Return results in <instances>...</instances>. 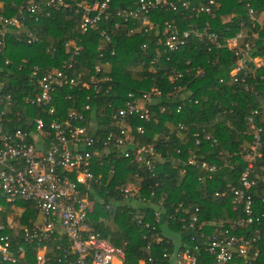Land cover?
<instances>
[{
  "label": "built area",
  "instance_id": "2783aa9c",
  "mask_svg": "<svg viewBox=\"0 0 264 264\" xmlns=\"http://www.w3.org/2000/svg\"><path fill=\"white\" fill-rule=\"evenodd\" d=\"M24 5L20 6L19 14L6 16L0 3V61L5 46L3 38L9 28L19 29L24 25V17L21 15L23 8L37 19L44 14L45 8L72 7L73 12L79 16L80 32H96V48L103 55L106 45L111 54L115 53V44L105 29L110 19L115 29L130 35L141 32L149 36L151 29L157 25L150 19L151 11L188 8L190 1L137 0L131 7L120 9H113L111 0L93 3L86 0H26ZM216 5L215 0H208L193 6L192 10L198 16L204 12L211 13ZM249 12L252 13V9ZM161 36L155 46L162 44L168 52L178 50L192 36L203 40L208 50L226 47L236 57L235 68L230 73L232 76L245 70L250 62L256 66L264 65V57L253 56L248 42H239L244 36L241 32L224 37L197 26L178 28L174 21H165L162 23ZM37 39L32 31L26 33L28 43ZM148 44L149 42L144 43L143 47L149 48ZM65 47L69 56L62 67H53L43 73H39L38 67H33L30 78L32 89L19 97L27 107H34L38 113H22L15 109L12 93L0 90V211L10 205L18 214L10 217L6 223H0V264H29L30 252L33 254V264H124V247L127 243L123 241V246L112 244L102 236L95 224L103 221L99 215L100 210L109 211L111 216H115L123 210L122 206L136 207L135 202L144 200L142 187L140 184L130 183L112 187L116 197L120 196L121 199H115L110 188L103 189L113 200L104 202L100 196L104 185L102 174H94L93 158L101 149L104 157L126 158L154 173L155 160L160 157L156 145L141 143L138 137L146 135L142 122H157L151 117L149 109L152 93L160 94L156 88L138 93L128 91L122 106L109 118L98 111L96 102H90L89 94L85 96L86 102L81 101V104L67 108L64 115L58 111L54 102L56 95L64 88L69 90L65 99L73 102L78 97V90L82 93V89H90L93 92L92 97L97 98L99 94L108 93L112 88L107 83L111 76L103 73L108 65L107 61L96 63L93 67L94 73L89 80H85L80 74L72 75L69 72L76 61L75 56L83 46L74 40H67ZM181 75L177 73V76ZM172 80L170 77V81ZM246 89L248 87L245 85ZM179 109L180 107H176L177 111ZM15 122L29 125L30 129H11ZM247 123L253 132V138L239 151L245 163L240 175L242 187H231L232 210H240L241 213L232 219L228 216L220 218L217 227L207 235L204 227L208 223L198 218V204L185 206L179 203L178 217H164L160 209L156 208L152 211L151 221L145 219L143 212L137 211L133 214V219L149 229L153 242L158 243L165 238L166 244L174 245V239L156 232L159 223L167 225L172 219L180 223L189 243L182 233H177L180 236L178 247L171 252L167 247L163 248L161 255L164 259H159L152 253V243L149 242L145 247L146 257L136 264H168L172 259L175 264H197L196 251L200 248L212 256L214 264H235L234 258L244 257L253 250L254 244L260 239L257 226L264 219L263 212L256 214L253 195L250 193L258 178L260 179L256 160L261 156L259 150L262 145L264 109L252 110L247 117ZM185 129L184 125H179L177 134ZM192 136L195 145H199V132L192 133ZM203 138L211 139L207 133ZM185 165H200L208 173L216 169L214 164L196 159L191 154ZM259 170L264 171V167ZM262 180L264 181V175ZM162 198L163 195L159 205ZM17 202L25 205L18 206ZM25 215L27 219L23 224L22 218ZM227 220L230 222V229L224 227ZM249 226L254 227L251 233L246 231ZM237 228L241 230L235 232ZM143 238H146V234ZM257 254L258 249L254 250V256Z\"/></svg>",
  "mask_w": 264,
  "mask_h": 264
},
{
  "label": "trees",
  "instance_id": "16d2710c",
  "mask_svg": "<svg viewBox=\"0 0 264 264\" xmlns=\"http://www.w3.org/2000/svg\"><path fill=\"white\" fill-rule=\"evenodd\" d=\"M25 1L0 0L4 15L17 14L20 6H25ZM94 1L101 0H86L88 3ZM135 1L137 0H111V7L129 8ZM189 1L188 8H180L178 5L176 11H151L150 19L157 25L151 29L149 36L141 32L130 35L115 29L110 19L105 29L117 49L114 54L109 52L106 45L102 51L103 55H100L101 51L96 48L98 35L94 31L80 32L79 16L73 12L72 7L45 8V12L49 14L43 12L37 19L23 8L21 15L24 17V25L19 29L9 28L3 38L5 46L0 61V90L12 93V98L15 99L14 108L22 113H38L37 109L27 107L19 100L23 93L32 89L30 78L33 67H38L39 73L53 67L61 68L69 56L65 47L67 40H74L83 46L75 56L76 61L69 70L70 74H80L83 79L89 80L90 75L94 73V65L107 61L108 67L103 73L111 76L107 83L112 88L108 93L99 94L97 98L92 97L93 92L90 89H82V93L78 90L75 102L65 99L69 90L64 88L56 95L54 102L63 115L67 108L77 106L81 101L86 102L85 96L88 94L91 97L90 102H96L98 111L105 113L109 118L122 106L128 91L138 93L151 91L153 88L160 91L159 95L152 93L149 99L151 117L157 122L138 121L146 128V135H139V141L156 145L157 152L160 153V157L155 160L154 173L126 158L104 157L101 149L93 158L94 174H102L104 185L100 196L104 202L113 201L112 197L104 192L107 188H110L115 199H121L120 196L116 197L112 187L128 183L140 184L142 187L144 200L136 202V207L122 206L123 210L116 213L115 231L110 229L109 219L112 216L109 211L100 210L99 215L103 221L95 224L102 236L112 244L123 246V241L127 243L124 247V264H136L140 259H144L145 247L149 242L152 243V253L159 259H164L161 255L163 248L167 247L169 252L173 250V245L166 244L165 238L158 243L153 242L149 229L133 219V214L137 211L143 212L145 219L151 221L152 211L156 208L160 209L164 217H178L179 203L185 206L198 204V218L208 223L204 227L207 235L217 227L220 218L228 216L232 219L241 213L240 210H232L231 187H242L240 175L245 163L239 151L253 138L247 117L252 110L264 109V65L256 66L250 62L245 70L232 76L230 73L235 68L236 57L226 47L208 50L204 41L194 36L189 37L181 48L172 52L166 51L162 44L155 46V43L162 37V23L174 21L178 28L197 26L224 37L241 32L244 36L239 42H248L253 56L264 57V0H215L217 5L211 13L204 12L198 16L194 15L192 7L208 0ZM250 9L252 13L249 12ZM189 14L192 16L189 17ZM28 31L37 36V41H26ZM146 42H149V48L143 47ZM177 73L182 75L177 76ZM245 85L248 87L246 90ZM176 107H180L179 111ZM23 117L24 115L21 118ZM179 125L186 127L181 134H177ZM14 128L28 130L30 126L15 122L11 126V129ZM262 128V145L259 150L261 156L256 160L260 179L258 178L250 191L256 214L264 213V171L259 170L264 167V123ZM194 132H199V145H195L192 136ZM205 133L209 134L211 139H204ZM190 154L196 159L214 164L215 171L208 173L200 165H185ZM161 195L163 198L159 205ZM16 204L25 205L22 202ZM16 216L17 212L10 205H6L5 209L0 211V223H6L10 217ZM26 219L25 215L22 218L23 224ZM229 224L227 220L224 227L229 228ZM167 227L173 233H182L189 243L178 221L171 219ZM257 227L260 239L246 256L234 258L235 264H250L247 260L251 264H264V219ZM253 229V226H249L246 231L251 233ZM240 230L237 228L235 232ZM144 234L146 238H143ZM256 249L258 254L254 256ZM32 255L30 252L29 264H33ZM196 255L197 264H214L212 256L202 248L196 251Z\"/></svg>",
  "mask_w": 264,
  "mask_h": 264
},
{
  "label": "crops",
  "instance_id": "0c3cea01",
  "mask_svg": "<svg viewBox=\"0 0 264 264\" xmlns=\"http://www.w3.org/2000/svg\"><path fill=\"white\" fill-rule=\"evenodd\" d=\"M136 202H135V206H136ZM114 218H115V216H112L111 217V219H109V223H111V230L112 231H115L116 229H117V223L115 222V220H114ZM157 234L158 235H163V236H170V235H172V234H177V233H173V232H171L170 231V229L167 227V225H164L163 223H159L158 225H157ZM168 233V234H167ZM171 233V234H170ZM174 239V238H173ZM176 240H178V242H176ZM174 239V245H173V249H176L177 247H178V244H179V242H180V236L178 235V238L177 239ZM175 247V248H174ZM172 261V260H171ZM171 261H169V263L168 264H170V262Z\"/></svg>",
  "mask_w": 264,
  "mask_h": 264
},
{
  "label": "rangeland",
  "instance_id": "374dc122",
  "mask_svg": "<svg viewBox=\"0 0 264 264\" xmlns=\"http://www.w3.org/2000/svg\"><path fill=\"white\" fill-rule=\"evenodd\" d=\"M224 19H226V17H224ZM116 51H117V49L115 48V53H116ZM107 67H108V65H107ZM170 237H172V238H174L176 240L178 238V234H172V235H170ZM176 242H178V240H176ZM170 264H175V260L172 259V261L170 262Z\"/></svg>",
  "mask_w": 264,
  "mask_h": 264
}]
</instances>
